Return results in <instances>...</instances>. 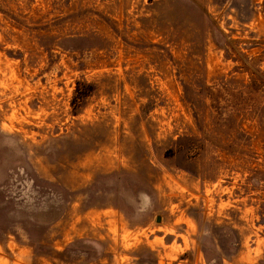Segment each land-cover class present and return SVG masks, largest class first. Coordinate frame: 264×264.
Returning a JSON list of instances; mask_svg holds the SVG:
<instances>
[{"label": "rangeland", "instance_id": "374dc122", "mask_svg": "<svg viewBox=\"0 0 264 264\" xmlns=\"http://www.w3.org/2000/svg\"><path fill=\"white\" fill-rule=\"evenodd\" d=\"M0 264H264V0H0Z\"/></svg>", "mask_w": 264, "mask_h": 264}]
</instances>
